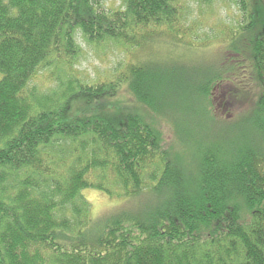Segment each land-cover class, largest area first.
<instances>
[{"label":"trees","instance_id":"obj_1","mask_svg":"<svg viewBox=\"0 0 264 264\" xmlns=\"http://www.w3.org/2000/svg\"><path fill=\"white\" fill-rule=\"evenodd\" d=\"M121 1L0 0V264H264V0H234L199 74L187 2ZM78 37L126 52L115 78L75 77ZM86 189L120 204L93 215Z\"/></svg>","mask_w":264,"mask_h":264},{"label":"rangeland","instance_id":"obj_2","mask_svg":"<svg viewBox=\"0 0 264 264\" xmlns=\"http://www.w3.org/2000/svg\"><path fill=\"white\" fill-rule=\"evenodd\" d=\"M188 4V18L194 23V30L192 34V40L197 43L206 42L205 50L199 53L190 52L184 55L181 60V65L185 70L193 72H200L210 69L215 61L217 55L215 50L219 40L232 29H236L239 21V12L234 3V0H212L210 4H199L196 0H183ZM105 8L119 9L123 6L121 0H103ZM79 38V37H78ZM82 49L79 61L74 67L75 77L82 82H95L98 80H106L115 78L118 73V65L125 63L124 50L112 43L104 44L99 47L86 44L82 39H78ZM202 41V42H201ZM200 45V44H199ZM165 45H159L157 47L160 53H164ZM175 47H172L174 50ZM194 49V48H193ZM174 52L177 55H173L178 58L180 53L186 52L185 49L180 47ZM128 60H126L127 62ZM66 75H62L61 78L65 79ZM48 71L39 72L33 79L34 83L38 87H46L49 85L50 80ZM198 79V78H197ZM53 85V82H52ZM51 85V86H52ZM220 93L218 91L212 96L211 110L213 113L226 116L228 115V108H223V103L220 101ZM112 102L133 103L132 97L129 96L126 90L120 91L114 95ZM153 123L155 127L163 131L164 137H166L167 145L178 144L177 137L170 123L164 118H156ZM84 198L90 203L91 211L93 215H103L109 211L112 207L120 204L121 199L110 198L104 192L98 189H86L82 191Z\"/></svg>","mask_w":264,"mask_h":264}]
</instances>
